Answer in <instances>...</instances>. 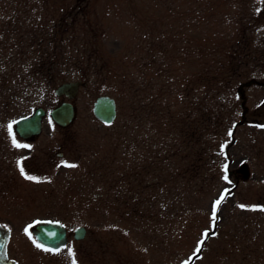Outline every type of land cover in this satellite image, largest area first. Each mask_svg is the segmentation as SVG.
Here are the masks:
<instances>
[{"label":"rangeland","instance_id":"obj_1","mask_svg":"<svg viewBox=\"0 0 264 264\" xmlns=\"http://www.w3.org/2000/svg\"><path fill=\"white\" fill-rule=\"evenodd\" d=\"M36 106L37 180L0 194L22 264H264V0H0L3 157L32 146L14 122ZM43 218L67 227L57 251Z\"/></svg>","mask_w":264,"mask_h":264},{"label":"water","instance_id":"obj_2","mask_svg":"<svg viewBox=\"0 0 264 264\" xmlns=\"http://www.w3.org/2000/svg\"><path fill=\"white\" fill-rule=\"evenodd\" d=\"M78 81H67L60 83L55 88L56 94H65L72 98L78 90ZM95 117L104 123L113 121L116 115V102L114 97L108 94L96 96L92 106ZM45 109L41 106L35 107L31 114L22 116L16 120V130L21 135L27 133H38L42 126V116ZM50 115L54 121L61 125L68 124L74 116V106L71 101H62L59 105L50 109ZM33 233L36 239L43 245L55 249L67 241L66 229L58 221L40 220L33 226ZM6 230L0 227V252L4 253ZM85 234V227L78 226L74 230L75 238H82Z\"/></svg>","mask_w":264,"mask_h":264},{"label":"flooded vegetation","instance_id":"obj_3","mask_svg":"<svg viewBox=\"0 0 264 264\" xmlns=\"http://www.w3.org/2000/svg\"><path fill=\"white\" fill-rule=\"evenodd\" d=\"M36 135L37 134L31 132L26 135H18L23 141H32V146L22 147L24 149L20 148L18 151L11 150L9 156L5 155L3 157L4 152L2 153V147L0 146V194L4 192V186L9 185L12 189L14 188V185L22 184L24 179H26L25 176H32L35 178V181L37 180L39 163L38 145L35 142ZM21 145L25 144L21 142ZM16 152H18V154H15ZM59 154H61V152ZM21 168H23L24 174L21 173ZM0 224H2L1 221ZM5 240L6 245L4 253L0 252V264H22L18 257L11 255L10 253V232L7 234V237H5Z\"/></svg>","mask_w":264,"mask_h":264},{"label":"snow or ice","instance_id":"obj_4","mask_svg":"<svg viewBox=\"0 0 264 264\" xmlns=\"http://www.w3.org/2000/svg\"><path fill=\"white\" fill-rule=\"evenodd\" d=\"M14 143H15V141H14ZM17 147H27L26 145H16ZM69 166H73V165H69ZM21 173L22 174H24V171H23V168H21ZM25 178L26 179H29V180H33V179H35L34 177H32V176H25ZM220 202L219 201H217V204H219ZM25 231L27 232V229H25ZM34 243H35V241H33ZM37 248H43V245H41V244H36L35 245ZM43 250L44 251H52V249H48V248H43ZM199 249H197V251H198ZM73 264H75V261L73 262Z\"/></svg>","mask_w":264,"mask_h":264}]
</instances>
